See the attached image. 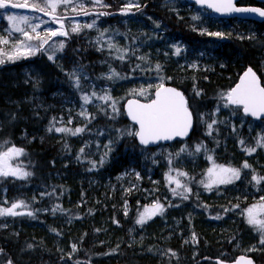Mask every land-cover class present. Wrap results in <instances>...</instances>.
Listing matches in <instances>:
<instances>
[{
  "label": "rangeland",
  "instance_id": "obj_1",
  "mask_svg": "<svg viewBox=\"0 0 264 264\" xmlns=\"http://www.w3.org/2000/svg\"><path fill=\"white\" fill-rule=\"evenodd\" d=\"M27 2L29 4L40 3L43 6V0H27ZM80 4H83L84 10L95 7V4L88 0H72L71 4H61L55 11V14L62 16L63 21L65 20L68 25L67 38L77 35L76 32L72 31L73 26L80 25L81 30L84 25L92 24L95 21V26L92 29L97 32V35H94L93 41L86 46L93 47L97 53L110 51L122 62L128 74L112 76L113 70L117 73L116 69L108 64L105 58H97L95 61V66L104 67L102 70L95 68V74L91 75L78 62L69 60L68 63L71 68L66 71L61 62L64 56L63 51L67 46H69L70 52H77L78 49L73 50L69 40L61 37L50 39L48 44L39 50H36L37 41H31L35 54L27 55L25 48L16 49L13 47L19 40L23 39V36L21 33L15 32L7 17L10 15L28 17L29 24H19V27L29 31L32 35H35L31 32L32 25H38L36 31L40 32L41 35H45L48 29L56 30V26L36 13L19 12L9 7L0 9V37L8 39L7 44H0V59L4 60L0 67L2 73L0 80L5 85L13 87L36 85L34 83H40L44 74L40 68L41 64L50 61L60 70L66 71L70 84L69 90H55L50 93L47 99L39 95L36 90L23 89L24 93H21V97L16 101L14 100V103L25 102L26 100L31 107L35 108L55 107L62 112V116L54 120L49 126H39L35 131L22 128L15 138L16 148L21 149L26 146L30 141L37 138V134L41 136L42 134L38 130L56 142L65 137V149L59 158L64 166L73 164L75 168H67L63 170V173H55L57 183L72 182L77 188L80 187L88 193V201L91 203H94L98 198L97 192L102 190L114 191L113 193L117 194L120 199V208L123 209L124 213L133 209L134 223L129 228V235L132 234L130 235L131 241L147 243L150 258L155 259L158 264H161L164 252L158 248L155 242L157 239L169 240L173 237L180 244H186L194 253L192 248L193 228L195 230L202 228L206 234L218 237L237 221L249 224L247 210L253 206H255L253 212L256 218L264 220V207H262L264 206V199H262L264 197V180L257 183L252 179L254 175L264 177V124L252 120L244 124L246 117L242 114L240 117H236L229 110L230 106L226 102L228 91L224 94L223 103L214 108L213 115L205 117L204 112L208 113L210 109H205L203 106L198 111L202 128L205 129L207 125L215 121L217 134L219 135L224 131L226 136L224 138L215 137L213 141L216 146H212L209 151H207L204 143L198 144L201 146L200 150L197 151L195 147L196 154L194 155L185 156L184 153L182 155V144L178 143H175L171 150L166 151H163L162 146L155 147L153 153L160 156L158 158L161 159V164L158 166L156 176L151 177L149 174L145 176L146 181L150 180V184L153 185L151 188L143 184V176L131 165H128L126 169L123 166L121 171L112 177L108 174V166L105 168L106 171L104 170L108 158L110 160L115 137L121 134L128 136L127 133L129 132L134 133V126H124L111 130L93 124V116L100 111L105 112L112 119L124 116L120 106L126 97L133 96L148 100L151 98L153 90L168 82L172 74H180L187 70L193 72L199 70L214 71L216 56L212 52L187 47L170 27L171 14L180 20L182 18L187 19L193 29L192 31L203 36H208L209 33H223L225 35L231 29H242L245 31V36H264L262 27L250 21L219 20L211 12L188 5L184 0H181L178 5L168 3V0H162L160 5L166 7L160 9L144 7L143 0H129V17L128 13H124L117 21L122 25L123 30L129 31L128 35L123 33L118 25L110 28L109 31H105L93 14H82ZM74 8L76 11H73ZM47 11L50 12L51 10L48 9ZM77 13L81 14L78 15ZM166 19L167 21H165ZM128 22L129 26L127 25ZM9 29H11V35L7 31ZM177 31L180 34L178 27ZM235 36L241 40L243 34L241 31H236ZM61 43L63 44L62 48L60 47ZM109 44L113 47H109ZM177 48L180 49L179 54H176ZM121 56L123 59L120 58ZM9 57L13 58L9 59ZM79 58L81 59L80 56ZM256 62L257 67L263 73L264 61L258 57ZM157 64L160 65L159 71L156 69ZM129 66L131 71L145 73V75L129 76ZM99 71L101 72L99 73ZM109 76L112 78L109 79ZM75 77H79V87L75 83ZM193 84L192 89L195 90V96L199 98L201 90L195 83ZM92 92H95L96 96L92 97L91 101L86 104L82 96L84 94L91 96ZM105 95L108 99L98 98ZM5 99L10 100L9 97H5ZM113 101L115 102L114 105ZM81 112H85V115H81ZM3 124L4 118L0 115V133ZM242 126H245L246 132L250 134L251 147H246L245 140L240 137ZM65 127L72 131L76 128H84L85 131L76 135L71 132L55 131V128ZM9 148H11V144ZM248 148H255V151L249 153ZM81 149L84 151L81 152ZM7 151L4 150V153ZM14 156L12 155L7 159L8 167L5 170H20V167L12 161ZM102 158L103 164L100 163ZM93 161L96 162L94 168L92 166ZM245 162L250 167H243ZM225 168L239 169V178H232L231 183L212 184V180L218 176H230V174L223 172ZM209 169H212L211 173H209ZM180 173H186V175H180ZM168 176H171L173 180L169 181ZM6 177L21 178L11 174L0 175V182ZM176 179L180 180L182 187H177ZM209 184L212 185L211 190L205 187ZM173 189L178 193H183V195H174ZM186 189H190V191H186ZM4 192L5 189H3L0 208H9L13 203L19 202L17 200L9 201L4 197ZM189 192L192 194L191 199L187 196ZM26 195L28 198L24 203L27 207L16 209L18 213L22 214L0 216V229H6L14 235H18L20 232H28L35 239L44 240L47 238L52 242L48 241V243L51 246L54 245L60 254L71 255V245L67 234L75 224V218L70 210L79 205L80 200L75 196L62 200H60L61 195L53 196L52 207H47L36 205L39 202L36 190L28 191ZM185 195L187 196L186 199L184 198ZM156 202L163 205V212L152 215L150 219H145L142 224L137 223L141 213H145V208L151 209ZM57 206L62 210L54 212L53 209ZM29 212L32 215H28ZM98 222L104 225L109 222V218L103 216ZM253 226H256L259 233L262 231L258 225ZM180 229L182 230L180 231ZM107 239L113 245L120 241L121 236L110 233ZM262 239L243 241L237 250L239 253L249 254L253 252L258 254L260 250H264V243H261ZM60 264H71V262L62 260Z\"/></svg>",
  "mask_w": 264,
  "mask_h": 264
},
{
  "label": "trees",
  "instance_id": "obj_2",
  "mask_svg": "<svg viewBox=\"0 0 264 264\" xmlns=\"http://www.w3.org/2000/svg\"><path fill=\"white\" fill-rule=\"evenodd\" d=\"M174 19V17L170 19V27L173 28V31L187 47L212 52L217 58L213 72L187 70L180 74H172L170 80L166 82L185 94L188 107L193 113L194 125L186 140H177L171 144L162 145V148L163 151H166L171 150L175 143L182 144L184 151H181V153L186 156L196 154L195 147L202 143L209 151L212 146H216L213 141L215 137L224 138L226 136L224 131L219 135L217 134V125L214 123H211V129L208 125L205 129L202 128L198 111L203 106L205 109H210L208 113L204 112L205 117L213 115L214 108L223 103L224 94L235 82L243 70L244 64L253 66L264 80V72L260 71L256 62L258 57L264 59V36H245V31L242 29H231L224 36L202 35V37L192 31L193 29L187 19L178 21ZM259 26L262 27L264 32V25ZM177 27L180 29V34ZM236 31L242 32L241 40L235 36ZM82 36L77 34L67 38L73 50H78L77 52H70L69 46L66 49L64 48V56L61 62L66 71L71 68L68 63L69 60L78 62L86 72L92 75L95 74V68L104 69L103 66L94 65L96 58H105L106 62L111 64L118 74L122 76L128 74L122 62L115 55H110L108 52L107 55L97 53L93 47L86 46V44L92 42V39H88L89 33L82 34ZM238 50H242L243 54ZM248 55H251L254 59L246 61L245 58ZM256 56L258 57L255 58ZM40 68L44 71V78L40 83L31 86H5L2 92L10 100L5 99L0 93V115L4 118L2 134L0 133V153L8 150L10 144L11 148H16L15 138L22 128L35 131L39 126H49L54 120L62 116V112L55 107L40 109L33 106L32 108L28 102L14 103L21 97L20 94L24 93L23 89L36 90L39 95L46 99L55 90L62 89L66 91L70 89L66 71L60 70L50 61L42 63ZM130 75L144 76L145 73L131 71L129 66ZM193 83L201 90L199 98L195 96V90L192 89ZM229 110L236 117L241 116L239 108L230 107ZM249 121L250 119L245 118L244 124ZM256 123L264 124V120ZM93 124L111 130L133 126L124 116L112 119L102 111L93 116ZM38 132L42 135H37V138L22 147L23 153L16 155L13 159L14 164L19 166L21 171L30 173V175L26 178H3L0 182V204L3 199V189H5L4 197L9 201L17 200L19 202H25L28 198L26 192H31L34 189L39 198V202L36 203L38 206L52 207L53 196L61 195L60 200L63 198L70 199L73 196L78 198L80 204L70 210L75 218V224L67 234L71 245V255L60 254L54 245L51 246L48 243L50 240L47 238L44 240L35 239L28 232H20L18 235H14L6 229H0V264H8L9 261L12 264H60L62 260L64 262L70 261L71 264H109L116 261L120 264L157 263L155 259H150L147 243L131 241L130 235L132 234L129 235V228L134 223L133 209L124 213L123 209L120 208L118 195L113 193L114 191L102 190L99 193L97 192L98 198L94 203H91L88 201V193L80 188L76 182L75 184L79 188L72 182L57 183L55 173H63L64 169L75 168L73 164L64 166L59 158V155L65 149V137L56 142L40 130ZM240 137L245 140L246 147H251L250 134L246 132L245 126H242L240 130ZM153 151L154 148L138 146L133 135H117L110 160L108 158L104 170L108 166V174L112 177L120 172L123 166L131 165L143 176V184L151 188L153 185L150 184V180L146 181L145 176L147 174L151 177L156 176L158 166L161 164V159L158 158L160 156L155 155ZM184 183L186 184V181ZM187 196L191 199V192L187 193ZM103 216L108 217L109 222L101 225L98 220ZM191 227L193 228L192 225ZM110 233L120 235V241L111 245L107 239ZM261 238L264 239V232L260 231L259 233L256 226L244 224L240 221L218 237L210 236L202 229L195 230L193 228L192 248L194 253L190 251L186 244H179L180 242L173 237L169 239L170 241L160 238L155 242L158 248L164 252L161 264H216V259L233 260L239 253L238 247L246 239L258 241ZM73 245H75V251H73ZM249 254L256 264H264V250H261L258 254L253 252Z\"/></svg>",
  "mask_w": 264,
  "mask_h": 264
},
{
  "label": "snow or ice",
  "instance_id": "obj_3",
  "mask_svg": "<svg viewBox=\"0 0 264 264\" xmlns=\"http://www.w3.org/2000/svg\"><path fill=\"white\" fill-rule=\"evenodd\" d=\"M94 4L103 5V0H92ZM72 3V0H43V6L40 3H35L29 5L27 0H0V9H6L9 6L13 8H27L34 7L37 11L46 12V14L50 15L53 20L60 24V29L58 30H46L45 35H41L40 32H37L36 29L38 25L31 26V32L35 33V35L30 34L29 31L24 28L19 27V24H29V19L26 16H15L10 15L7 17L8 21L12 24L15 32L21 33L23 36L22 40H19L14 48L20 49L25 48L27 55H34L33 45L30 43L31 41H37L36 50L43 49L44 45L48 44L49 40L55 36H66L68 33L63 31V17L55 15L56 9L61 5H69ZM197 3H208V6L214 8L217 12L222 13H258L259 16L264 17V9L259 8H240L236 7L233 0H197ZM82 14L88 15L89 12L83 9V4L79 5ZM50 9L51 11H47ZM73 11H76L74 8ZM78 15L81 13H77ZM107 13H99V15H105ZM195 19V18H194ZM44 23V21H41ZM95 26V21L92 24L84 25V27L92 28ZM80 30V25H75L72 27L73 32H77ZM9 35H11V29L7 30ZM102 35V34H101ZM209 35L222 36L223 33H209ZM8 39L5 37H0V44H7ZM60 47H63V44H60ZM109 47H113V45L109 44ZM180 49H176V54H179ZM13 57H9L12 59ZM123 59V56L120 57ZM52 59V57H49ZM4 63L3 59H0V64ZM157 71L160 70V65H156ZM118 73H115L113 70L112 76H118ZM112 76L108 78L111 79ZM75 83L77 87H79V77H75ZM228 101L233 105H242L245 113H250L252 116H260L264 114V87H261L255 73L249 68L247 72H245L244 76L241 77V81L236 85L235 88L231 89L227 94ZM96 93L92 92L91 96L88 94H84L82 99L87 104L91 101L92 97H95ZM156 98L151 100L150 103L141 104L138 101H129L128 114L131 116L132 120L139 124V130L134 133H127L128 135H136L140 138V142L142 144H148L150 141L157 140H167L171 139L173 136H183L187 134L188 129L191 127V113L188 110L187 102L182 93L178 92L174 88H164L162 85L156 89L155 93ZM99 99L105 100L108 97L101 96ZM115 102L113 101V105ZM115 111V108L113 109ZM81 115H85V112H81ZM215 123V121H213ZM209 129H211L212 125H208ZM52 130L51 128L49 129ZM57 132H71L73 135L81 133L85 131L84 128H76L74 131L68 128H55ZM243 143V141H241ZM259 143V142H258ZM200 145L196 146V150H200ZM84 149H81L83 152ZM184 151V149H181ZM247 151L249 153L254 152L255 148H248ZM23 153V149L20 148H9L7 152L0 153V175L7 176L9 174L13 176H20L21 178H26L30 173L23 172L19 169H9L5 170L7 166V159L12 155H21ZM107 155V154H105ZM104 160L101 159L100 163L103 164ZM93 168L96 166V162H92ZM243 167L248 168L250 165L247 162L244 163ZM212 172V169H209V173ZM223 172L226 174H230V176H218L216 179L212 180V184H224L231 183L232 178H239L240 170L239 169H230L225 168ZM180 175H186V173H180ZM169 181H172L173 178L168 176ZM254 181L259 183L264 180V177L254 175L252 178ZM175 183L177 187H182L180 180L176 179ZM211 184L205 185L206 188L211 190ZM186 191H190V189H186ZM174 195H183V193L176 192L173 189ZM186 199L187 196L185 195ZM264 199V197H262ZM19 207H27V205L20 201L18 203H13L9 208H0V216L3 215H20L22 213H18L16 211ZM255 206H253L254 208ZM264 207V206H262ZM253 208H249L248 211V223L251 225H258L259 228L264 231V220H258L256 215L253 212ZM62 210L54 208L53 211ZM163 212V205L156 202L151 209L145 208V213H141L140 219L137 223H144L145 219H150L152 215H156L157 213ZM28 215H32L31 212L27 213ZM261 243H264V239L261 240ZM73 251H75V245H73ZM174 255V253H173ZM241 260L244 258L241 257ZM8 264H12L11 261ZM239 264V262H237ZM247 264H251L250 261Z\"/></svg>",
  "mask_w": 264,
  "mask_h": 264
},
{
  "label": "water",
  "instance_id": "obj_4",
  "mask_svg": "<svg viewBox=\"0 0 264 264\" xmlns=\"http://www.w3.org/2000/svg\"><path fill=\"white\" fill-rule=\"evenodd\" d=\"M189 2H193V3H196L198 6H201V7H205L206 9L212 11L216 16L220 17V18H231V17H238V18H241V19H247V20H253V21H257V22H260L261 20L264 19V17H261L259 16L258 13H222V12H217L215 11L214 8H211L208 6V3H197V0H187ZM237 0H233L234 4ZM256 1H262L264 2V0H256ZM236 7H240V8H259V9H263L261 7H257V6H237L235 4ZM15 9H18L20 11H25V12H31V11H36V9L34 7H27V8H15ZM44 17L48 18V19H51L52 20V17L48 14H46V12H42L41 13ZM60 26V24H59ZM251 69L253 73H255L261 87H264L261 83V80H260V77L259 75L257 74V72L251 67V66H247L241 73L240 75L238 76L237 80L234 82V84L230 87L229 91L233 88L236 87L237 84L240 83L241 81V77L244 76L245 72L248 71V69ZM161 86V85H160ZM158 86V87H160ZM164 88H174L176 89L178 92L182 93L178 88H176L175 86L173 85H170V84H163L162 85ZM157 87V88H158ZM154 89L153 93H152V98L147 100V101H144V100H140L136 97H128L124 100L123 102V111H124V114H125V117L126 119L131 122L132 124H134L136 127H135V132L139 130V124L135 121L132 120L131 116L128 114V108H129V101H138L139 103L141 104H146V103H150L151 100L155 99L156 96H155V93H156V89ZM228 91V92H229ZM183 94V93H182ZM186 102H187V99L185 97V95L183 94ZM227 103L230 105V106H233V107H240L241 109V113L243 114V116L245 117H249L253 120H261V119H264V114L260 115V116H252L250 113H245L244 112V109H243V106L242 105H233L231 104L228 99H227ZM187 107H188V104H187ZM188 110L189 112L191 113V127L188 129L187 131V134L186 135H183V136H173L171 139H167V140H157V141H150L148 144H142L140 142V138L136 135H134V138H135V141L137 142V144L141 147H157L159 145H164V144H169V143H172L174 142L175 140H185L189 137V135L191 134L192 132V129H193V125H194V118H193V114H192V111L190 110V108L188 107ZM243 257L244 259L241 260L240 258ZM250 261L251 264H255L254 261H253V258L250 256V255H247V254H238L234 260L232 261H221L219 259L216 260V263L217 264H237V262H239V264H247V262ZM112 264H119L117 262L115 263H112Z\"/></svg>",
  "mask_w": 264,
  "mask_h": 264
},
{
  "label": "flooded vegetation",
  "instance_id": "obj_5",
  "mask_svg": "<svg viewBox=\"0 0 264 264\" xmlns=\"http://www.w3.org/2000/svg\"><path fill=\"white\" fill-rule=\"evenodd\" d=\"M89 2L93 3L92 0H88ZM162 0H143V6L144 7H149V9H155V8H164L166 7L165 5H160ZM181 2V0H168V3H173L174 5H178ZM103 5L102 6L99 4H95L94 9L93 8H88L86 9L89 14H93L98 20L97 22L102 25V28L105 29V31H109L110 28H113V25H118L120 26V30L123 31V33L129 35V31H125L122 28V25L118 23V18L123 15L124 13H128L129 17V0H103ZM191 6H195L194 4H190ZM237 6H258L264 9V2H257L254 0H237L236 1ZM126 7V8H123ZM99 13H107L105 15H99ZM180 19H175V21H178ZM64 23V21H63ZM257 24L259 25H264V19L258 22ZM129 26V22L127 23ZM64 30L68 33L67 27L68 25L64 23ZM89 33V38L92 39L94 38V35H97V32H95L92 28H87L84 27L80 30V35L82 34ZM63 36V37H67ZM83 37V36H82ZM129 37V36H128ZM238 52L242 53V50H238ZM243 54V53H242ZM214 55V54H213ZM254 57L251 55H248L247 58H245L246 61H252ZM262 60V59H261ZM264 61V60H263ZM3 96V92L1 93ZM5 97V96H4Z\"/></svg>",
  "mask_w": 264,
  "mask_h": 264
},
{
  "label": "bare ground",
  "instance_id": "obj_6",
  "mask_svg": "<svg viewBox=\"0 0 264 264\" xmlns=\"http://www.w3.org/2000/svg\"><path fill=\"white\" fill-rule=\"evenodd\" d=\"M176 12V11H175ZM158 13H159V10H158ZM180 15V14H179ZM181 16V15H180ZM157 17H159L158 15H157ZM160 18V17H159ZM183 19V18H182ZM158 20V19H157ZM146 28V27H145ZM230 28H231V26H230ZM155 30V29H154ZM199 30V29H198ZM230 30V29H229ZM158 31V30H157ZM203 31V30H202ZM231 31V30H230ZM199 32H201V31H199ZM235 32V31H234ZM202 33V32H201ZM192 34V33H191ZM197 34H199V33H197ZM196 34V35H197ZM150 35V34H149ZM194 36H195V34H194ZM199 36H202V35H199ZM140 37V36H139ZM203 37V36H202ZM143 38V37H142ZM155 40V39H154ZM138 43V42H137ZM140 43H141V41H140ZM92 45V44H91ZM161 45V44H160ZM149 46V45H148ZM153 46V45H152ZM144 47V46H143ZM135 49V48H134ZM135 51V50H134ZM221 51V50H220ZM93 54V53H92ZM220 56V55H219ZM222 57V56H221ZM224 57V56H223ZM264 57V56H263ZM96 60H97V58H96ZM104 60V59H103ZM264 60V59H263ZM99 64V63H98ZM16 65V64H15ZM52 70V69H51ZM11 72V71H10ZM101 71H99V73H100ZM105 72V71H104ZM8 73V72H7ZM42 73V72H41ZM13 76V75H12ZM180 77V76H179ZM183 77V76H182ZM190 77V76H189ZM202 78H203V76H201ZM206 77V76H205ZM44 78V77H43ZM188 78V77H187ZM193 79V78H192ZM206 82V81H205ZM209 82V81H208ZM34 84H37V83H34ZM54 85V84H53ZM119 85V84H118ZM194 85V84H193ZM213 85V84H212ZM5 86H7V85H5L2 81L0 82V88H1V90H0V93H2V89L3 88H5ZM130 86V85H129ZM184 86V85H183ZM123 90H124V88H123ZM127 90V89H126ZM210 91V90H209ZM32 93V92H31ZM16 95V94H15ZM33 95V94H32ZM31 95V96H32ZM30 96V95H29ZM37 96H38V94H37ZM25 97H26V95H25ZM25 102H26V100H25ZM24 102V103H25ZM35 103V102H34ZM3 120V119H2ZM20 120V119H19ZM99 127V126H98ZM100 131V130H99ZM2 134V133H1ZM38 135V134H37ZM2 136V135H1ZM38 140V139H37ZM67 159V158H66ZM258 161V160H257ZM264 161V160H263ZM262 161V162H263ZM69 162V161H68ZM60 163V162H59ZM70 164V163H69ZM125 167V166H124ZM125 169H126V167H125ZM59 174V173H58ZM122 198V197H121ZM229 198V197H228ZM120 200V199H119ZM227 200V199H226ZM225 200V201H226ZM227 202V201H226ZM236 202H238V201H236ZM117 203V202H116ZM121 203V202H120ZM230 214H232V213H230ZM233 215H235V214H233ZM237 215V214H236ZM102 218V217H101ZM239 220V219H238ZM239 221H237V223H238ZM197 225V224H196ZM200 225V224H199ZM25 227V226H24ZM240 227H241V225H240ZM196 228V227H195ZM198 228V227H197ZM186 229V228H185ZM202 229V228H201ZM182 229H180V231H181ZM198 230V229H197ZM178 231V230H177ZM17 232V231H16ZM201 232V231H200ZM184 233V232H183ZM186 234V233H185ZM169 235V234H168ZM173 235V234H172ZM215 235V234H214ZM182 239V238H181ZM184 239V238H183ZM170 241V240H169ZM246 241H247V239H246ZM183 242V241H182ZM180 244V243H179ZM182 244V243H181ZM258 244V243H257ZM170 246V245H169ZM173 246V245H172ZM257 251V250H256ZM261 251V250H260ZM259 252V251H258ZM232 255V254H231ZM20 256H21V254H20ZM193 256V255H192ZM164 257V256H163ZM137 258V257H136ZM143 259V258H142ZM149 259V258H148ZM151 259V258H150ZM153 259V258H152ZM151 259V260H152ZM262 259V258H261ZM148 261V260H147ZM146 263V262H145Z\"/></svg>",
  "mask_w": 264,
  "mask_h": 264
}]
</instances>
